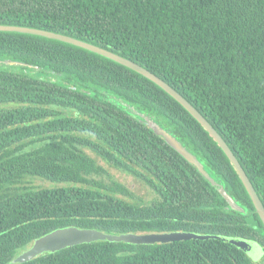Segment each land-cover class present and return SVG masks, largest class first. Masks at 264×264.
Instances as JSON below:
<instances>
[{
	"label": "trees",
	"instance_id": "obj_1",
	"mask_svg": "<svg viewBox=\"0 0 264 264\" xmlns=\"http://www.w3.org/2000/svg\"><path fill=\"white\" fill-rule=\"evenodd\" d=\"M0 24L92 43L162 79L219 133L264 205V0H0ZM6 59L27 66L0 63V264H15L37 239L68 227L219 235L255 242L264 253V225L234 166L154 82L40 36L0 32ZM109 93L162 119L245 212L227 210L194 165ZM99 160L146 185L155 199L144 202ZM30 178L53 186H27ZM24 264L258 263L229 242L193 239L97 241Z\"/></svg>",
	"mask_w": 264,
	"mask_h": 264
},
{
	"label": "water",
	"instance_id": "obj_2",
	"mask_svg": "<svg viewBox=\"0 0 264 264\" xmlns=\"http://www.w3.org/2000/svg\"><path fill=\"white\" fill-rule=\"evenodd\" d=\"M0 32L8 33H19L25 35L40 36L52 40H57L64 42L109 60H112L122 66H125L150 81L154 82L157 86L163 89L167 94L174 98L178 103H180L203 127L204 129L214 138L218 143L220 148L226 154L235 170L237 171L243 185L245 186L253 204L259 215L263 225H264V205L258 196L255 188L253 187L251 181L249 180L246 172L240 165L238 159L235 157L234 153L231 151L227 143L219 135V133L213 128V126L201 115V113L191 105L181 94L174 90L162 79L145 69L144 67L134 63L133 61L124 58L112 51L96 46L92 43L73 38L71 36L54 33L47 30H41L37 28L25 27V26H14V25H3L0 24ZM7 66H27L25 63L6 59L0 60ZM108 99L113 104L117 105L120 109L128 112L131 116L137 118L141 123L147 125L151 128L158 136L165 139L166 143L177 151L188 163L194 165L199 173L213 186L221 196L227 201V210H234L240 213H244L245 209L231 194L226 190L225 183L216 175L214 171L203 161L191 148H189L178 136L170 133L165 125L162 124V119H157L154 115H150L144 110L139 109L134 104L128 102L127 100L120 98L117 95L108 94ZM208 240V239H218L225 242H229L243 251H251L258 244L252 241H247L244 239L230 238L219 235H203L197 233L188 232H171V233H147V234H105L104 232L94 230V229H79L76 227H68L63 229L55 230L39 239H37L33 245L19 254L15 259L14 263L24 264L36 257L50 252H57L68 247L93 243L97 241H110V242H125L135 245H155V244H169L179 241L188 240ZM246 253V252H245Z\"/></svg>",
	"mask_w": 264,
	"mask_h": 264
},
{
	"label": "rangeland",
	"instance_id": "obj_3",
	"mask_svg": "<svg viewBox=\"0 0 264 264\" xmlns=\"http://www.w3.org/2000/svg\"><path fill=\"white\" fill-rule=\"evenodd\" d=\"M99 162L106 166L109 171L112 173V175L121 183H124L127 185L132 191L135 192L136 196L141 198L144 202L148 203L155 199L156 195L153 193V191L148 188L143 183L137 181L132 176H129L125 173H122L116 169L108 167L102 160H99ZM27 186H33V187H52L53 184H51L49 181L42 180L39 178H30L27 179ZM20 251L19 253H21ZM247 256L255 263L262 264L263 262V249L258 245L254 247L253 250L247 252L245 251Z\"/></svg>",
	"mask_w": 264,
	"mask_h": 264
}]
</instances>
